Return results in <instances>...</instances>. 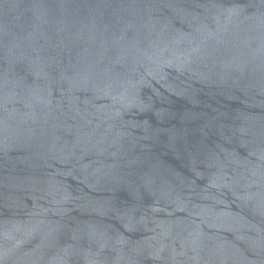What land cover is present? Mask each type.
I'll return each mask as SVG.
<instances>
[{"label":"water","instance_id":"95a60500","mask_svg":"<svg viewBox=\"0 0 264 264\" xmlns=\"http://www.w3.org/2000/svg\"><path fill=\"white\" fill-rule=\"evenodd\" d=\"M0 264H264V0H0Z\"/></svg>","mask_w":264,"mask_h":264}]
</instances>
